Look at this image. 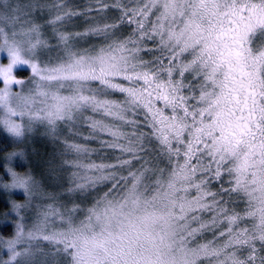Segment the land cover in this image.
I'll return each mask as SVG.
<instances>
[{
  "label": "snow or ice",
  "instance_id": "obj_1",
  "mask_svg": "<svg viewBox=\"0 0 264 264\" xmlns=\"http://www.w3.org/2000/svg\"><path fill=\"white\" fill-rule=\"evenodd\" d=\"M0 52V126L68 171L5 165L51 202L0 264H264V0H0Z\"/></svg>",
  "mask_w": 264,
  "mask_h": 264
},
{
  "label": "rangeland",
  "instance_id": "obj_2",
  "mask_svg": "<svg viewBox=\"0 0 264 264\" xmlns=\"http://www.w3.org/2000/svg\"><path fill=\"white\" fill-rule=\"evenodd\" d=\"M18 2L26 3L27 0H18ZM77 30H79V28H77ZM92 42L94 43L95 41ZM84 46H87V44H85ZM40 55L42 60L47 59L48 57H52L53 60H55V57L57 56V50L53 48L48 52L42 51ZM8 62L9 57L7 52H0V64H7ZM20 71L24 72L27 77L31 74V69L26 64H18L13 67V75L18 79H25L17 76V73ZM13 90L18 91L19 87L14 84ZM0 131L7 137L8 140H10V143L14 149H23L27 157L26 159H23L19 155H17L11 161L7 160L6 164L20 173L26 172L30 168L35 178L38 181H41L44 187L47 188V191L51 193H60L62 191V188L67 186V170L64 172V175L61 178L60 182H55L49 175L50 162L53 164H58L59 160L56 159L54 155L57 150L56 146H54L46 136L42 135V128H38L36 132L31 135H26L23 138L12 136L3 128V126H0ZM3 172L6 174V179H4L3 182L10 181L11 177L10 174L6 171L5 166L3 167ZM103 186H100L97 191L93 192L86 202H89L93 196L101 195ZM0 195L4 196L6 202L8 203V210H6L3 214H0V236H3L4 238H10L12 235H14L15 224L17 222H22L26 227H31L37 219L38 211H41L45 204L51 202L49 200L42 199L40 196H37L29 204L25 200L27 197L23 189L9 190L0 187ZM63 198L66 199V197ZM17 201L23 202L25 204V206L20 211V217L17 216L14 211H12V203ZM38 205L40 207H38ZM21 217L23 218L22 221L20 219ZM6 227L7 229H5ZM207 236L208 238H211L210 233L207 234ZM0 255L7 258L8 250L6 248L0 250Z\"/></svg>",
  "mask_w": 264,
  "mask_h": 264
},
{
  "label": "trees",
  "instance_id": "obj_3",
  "mask_svg": "<svg viewBox=\"0 0 264 264\" xmlns=\"http://www.w3.org/2000/svg\"><path fill=\"white\" fill-rule=\"evenodd\" d=\"M75 4H84L87 3V0H72ZM17 76L21 78H26V74L24 72H18ZM14 148L12 147L10 140L7 139V137L0 131V180L6 179V174L3 172V167L7 163V159L5 158V154L12 151ZM227 186V185H225ZM109 185L103 186V193L107 190ZM216 187H219V185H216ZM47 190V188L45 187ZM63 189V188H62ZM6 210H8V203L6 202V199L4 196L0 195V214H3ZM7 229V227L5 228ZM7 235V234H6Z\"/></svg>",
  "mask_w": 264,
  "mask_h": 264
},
{
  "label": "clouds",
  "instance_id": "obj_4",
  "mask_svg": "<svg viewBox=\"0 0 264 264\" xmlns=\"http://www.w3.org/2000/svg\"><path fill=\"white\" fill-rule=\"evenodd\" d=\"M13 136V135H12ZM16 137V136H14ZM17 138H20V137H17ZM11 154L10 156L8 154ZM19 155L21 158L23 159H26V153L23 149H18V148H15L13 149L12 151L8 152L5 154V158L8 160V161H11L15 156ZM9 166V165H8Z\"/></svg>",
  "mask_w": 264,
  "mask_h": 264
}]
</instances>
